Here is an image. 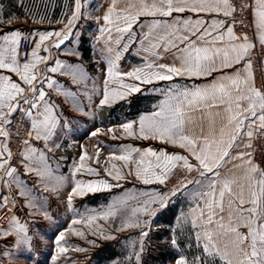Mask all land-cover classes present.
<instances>
[{
	"label": "snow or ice",
	"instance_id": "snow-or-ice-1",
	"mask_svg": "<svg viewBox=\"0 0 264 264\" xmlns=\"http://www.w3.org/2000/svg\"><path fill=\"white\" fill-rule=\"evenodd\" d=\"M52 2L0 0V264H40L49 239L58 264L67 232L88 245L73 248L86 264H264V0H110L102 16L74 0L55 20ZM45 24L61 27H32ZM137 43L142 62L123 71ZM146 92L163 99L86 135L158 146L120 144L102 168L99 145L66 154L73 120L130 112ZM133 181L162 187L74 208ZM54 202L75 216L50 236ZM112 246L119 256L101 257Z\"/></svg>",
	"mask_w": 264,
	"mask_h": 264
},
{
	"label": "rangeland",
	"instance_id": "rangeland-1",
	"mask_svg": "<svg viewBox=\"0 0 264 264\" xmlns=\"http://www.w3.org/2000/svg\"><path fill=\"white\" fill-rule=\"evenodd\" d=\"M66 4H69L71 0H68ZM55 2V1H54ZM59 2V1H58ZM56 2V3H58ZM95 0H87L86 4L94 3ZM137 54L130 50L128 54H125L122 60L120 61V66L123 71L131 70L132 66L139 65L142 61L140 59V56H136ZM142 55V54H141ZM89 59V54H85V60ZM103 66V65H101ZM95 65H89V69L91 72L94 73ZM160 86H166L163 82H161ZM146 99H142L141 102L134 107L130 112H128L125 108L117 107L114 110H108L104 109L102 113H97L95 121H93L89 117L81 116L77 120L72 121L73 129H70L69 134V142L71 143L73 140L77 142L76 147L73 150H69L66 154L70 157L76 156L78 157L80 149L79 145L83 144L90 153L94 151V146L99 145L101 149V156H100V166L103 167L106 157L108 156L109 152L112 150V148H115L116 146L120 144H133L136 146H147L149 144H152L154 146L155 142L152 141H136V140H123V141H113L110 139L107 135H99L96 138H90L86 135L87 132L94 131L97 127L101 128L102 130H106L107 127L112 126L114 123L113 120L110 119V115L113 118H120L123 119L124 114L128 115V118L134 119L139 112L143 111H149L151 110V104L156 103L158 100L163 99L162 95L159 93H145ZM86 103V101H85ZM87 121V122H85ZM171 151V149H170ZM70 166V162H69ZM95 167L96 165L93 164ZM64 171H67V168L64 169ZM83 179H89V178H95V177H88L87 175L82 177ZM124 183L123 188H115L112 190L111 193H104V194H97L95 196H88L84 200L77 199L74 204V208L78 212H84L86 209H97L102 210L107 203H110L112 199H114L117 196L123 195L125 189H139L141 191H150V190H157L161 188L162 186L159 185H142L139 182L133 181L132 183ZM133 185H135V188H133ZM52 211L56 213V222L60 224V229L53 228L49 235L51 236L53 233H57L59 230H65L68 228V226L71 223L72 218L75 216V212L68 211L65 209L64 205L59 204L57 205L54 202V206L52 208ZM99 223L103 224V221H100ZM74 227L80 228V225H75ZM124 235H128V233H125ZM91 238V237H89ZM66 241L67 246H69V251L67 253L66 257H62L61 260L58 262V264H86L85 261V254L78 253L73 250L75 246H82L87 247L88 245L81 240L79 237L75 236L71 232L66 233ZM112 251H114L115 256H119L121 252V248L118 246H112L108 247ZM54 252V245L51 239L47 240L46 245H41V247L38 249V254L35 256V259H38L40 261V264H51L50 260V254ZM101 257H107V251L105 250L102 252ZM93 260H97L100 257H92ZM16 264H27L26 261L19 260L16 262Z\"/></svg>",
	"mask_w": 264,
	"mask_h": 264
},
{
	"label": "crops",
	"instance_id": "crops-1",
	"mask_svg": "<svg viewBox=\"0 0 264 264\" xmlns=\"http://www.w3.org/2000/svg\"><path fill=\"white\" fill-rule=\"evenodd\" d=\"M86 1L87 0H82V3H83V9L82 10L85 11V12L92 13V15H94V16H96V15L102 16L103 13H104V10L108 7V5L110 3V0H95V2L91 3V4H86ZM5 2L7 3V0H5ZM56 2H58V3H56ZM66 2H68V0ZM65 4H66L65 0H53L52 5H51V15H52V19L53 20L58 19L60 17L61 11L66 10V9H64V5ZM68 5L70 7H69V9H67V11H68V14L71 15V8L74 7V0H71ZM89 5H92V7H89ZM125 6H126V0H121V2L118 4V7H125ZM144 19L145 18H143V17L141 18L142 21ZM102 23H103V21H101V24ZM84 24H88L89 25V27L84 30L86 38L87 37H91L93 34H98V33H96V27L97 26L95 24V21H84L81 24V28H83ZM32 27L40 28L41 30H43V29L51 30L52 28H59L61 26L60 25H55V24H53V25L45 24V25H33ZM81 28L75 29L74 32H76L78 34L81 31ZM135 30L139 31L138 28L135 29ZM73 39H79V36L76 35V36H74ZM90 43H91L90 40H86V42H85L83 47L85 49H89L90 48ZM138 47H139V44L137 43V44L133 45L130 50L136 53V49ZM92 53H93V55L95 54V49H92ZM42 54H44V53H42ZM85 54H89V53L85 52ZM171 59H172V57L169 56L165 61H162V62H166L167 63V62H170ZM89 71L91 72L90 69H89ZM181 82L190 83V81H181ZM101 83H102V78H101ZM163 83L166 84L165 82H163ZM196 83H203V81H196ZM89 88H91V84H89ZM171 151H182V150L171 149ZM229 167H230V165H229ZM190 206H192V205H190L189 202L184 201L183 203H181L178 206L177 212H179V211H185L186 212V211L189 210Z\"/></svg>",
	"mask_w": 264,
	"mask_h": 264
},
{
	"label": "trees",
	"instance_id": "trees-1",
	"mask_svg": "<svg viewBox=\"0 0 264 264\" xmlns=\"http://www.w3.org/2000/svg\"><path fill=\"white\" fill-rule=\"evenodd\" d=\"M105 250L107 251V256H115L114 251H112L111 249L107 248Z\"/></svg>",
	"mask_w": 264,
	"mask_h": 264
},
{
	"label": "built area",
	"instance_id": "built-area-1",
	"mask_svg": "<svg viewBox=\"0 0 264 264\" xmlns=\"http://www.w3.org/2000/svg\"><path fill=\"white\" fill-rule=\"evenodd\" d=\"M26 46H27L26 44L22 43V49H24ZM22 54H23V52H22ZM257 83H259V76L257 77Z\"/></svg>",
	"mask_w": 264,
	"mask_h": 264
}]
</instances>
